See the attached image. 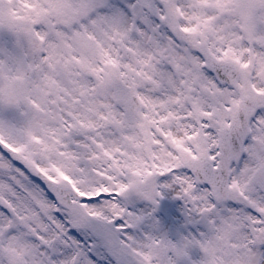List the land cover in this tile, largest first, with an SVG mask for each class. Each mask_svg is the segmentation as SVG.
<instances>
[{"label":"snow or ice","instance_id":"snow-or-ice-1","mask_svg":"<svg viewBox=\"0 0 264 264\" xmlns=\"http://www.w3.org/2000/svg\"><path fill=\"white\" fill-rule=\"evenodd\" d=\"M0 264H264V0H0Z\"/></svg>","mask_w":264,"mask_h":264}]
</instances>
